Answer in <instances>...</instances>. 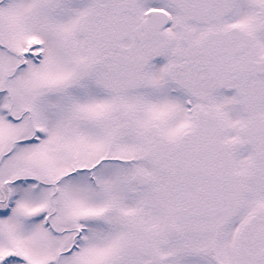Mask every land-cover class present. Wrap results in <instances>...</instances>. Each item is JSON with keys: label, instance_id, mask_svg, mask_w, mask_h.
Here are the masks:
<instances>
[{"label": "snow or ice", "instance_id": "1", "mask_svg": "<svg viewBox=\"0 0 264 264\" xmlns=\"http://www.w3.org/2000/svg\"><path fill=\"white\" fill-rule=\"evenodd\" d=\"M0 264H264V0H0Z\"/></svg>", "mask_w": 264, "mask_h": 264}]
</instances>
